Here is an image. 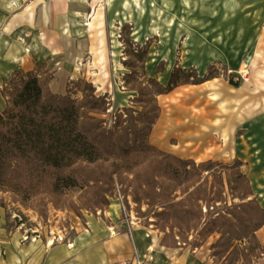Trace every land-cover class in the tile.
Returning a JSON list of instances; mask_svg holds the SVG:
<instances>
[{
    "label": "rangeland",
    "instance_id": "374dc122",
    "mask_svg": "<svg viewBox=\"0 0 264 264\" xmlns=\"http://www.w3.org/2000/svg\"><path fill=\"white\" fill-rule=\"evenodd\" d=\"M228 1L115 0L106 5V68L110 76L106 89L99 90L90 73L94 56L89 53L92 38L85 26L88 5L83 13H74L80 17L73 18L76 25L70 27L71 15L57 14L58 22L49 11L50 0H0V110L7 107L9 99L2 90L17 79L15 73L33 71L54 94L77 101L100 97L96 104L99 112L91 114L102 119L107 129L113 128L120 115L121 128L128 124L140 127L144 121L137 119V111H146L147 106L150 115H155L147 142L160 151L148 149L129 158L120 155L85 162V173L97 170L105 174L101 187L96 181L86 184L80 178L58 192L46 182L0 185V240L16 236L17 243H24L21 238L28 231L37 239L25 242L48 244L54 235H61L63 242L55 243L68 244L93 226L148 228L158 232L163 245L195 252L202 249L209 251L212 264H232L224 256L213 255L211 246L220 233L214 232L202 242L194 229L199 222L226 211L224 201H212L216 208H210L211 214L203 204L200 220L191 214L175 216L173 210L159 213L168 201L165 197L179 200L200 182L211 195L221 188L227 205L239 202L229 185L230 171L222 165L236 159L242 162L240 169L249 180L252 197L264 207V0H231L236 8L233 12L225 8ZM28 4V17L42 23L39 45L29 43L33 37L25 32L19 38L18 30L6 29L8 21ZM43 36L53 39L59 56L52 57L55 53L43 44ZM8 37L10 41L5 43ZM8 51L10 63L2 56ZM34 52L39 55L37 62L32 58ZM23 56L29 58L25 64ZM172 74L177 86L158 94V83L169 86ZM211 93H218V99L213 100ZM186 96L192 97L187 108L195 114L187 119L203 125L217 121L235 128L234 156L196 161L164 148L166 139L152 137L164 114H171L169 108ZM205 110L210 112L204 114ZM172 144H177V139L168 146ZM181 160L191 163L185 166ZM201 163L206 164L195 173L194 166ZM104 194L107 204L102 203ZM256 236L264 247V225ZM239 244L247 248L245 241ZM241 262L240 258L236 264ZM252 264H264V256Z\"/></svg>",
    "mask_w": 264,
    "mask_h": 264
},
{
    "label": "trees",
    "instance_id": "16d2710c",
    "mask_svg": "<svg viewBox=\"0 0 264 264\" xmlns=\"http://www.w3.org/2000/svg\"><path fill=\"white\" fill-rule=\"evenodd\" d=\"M15 77L17 79L13 84H7L2 90L9 99L7 107L0 110V185L46 182L54 192H58L80 178L86 184L96 181V185L101 187L105 174L97 170L85 173V162L120 155L129 158L148 149L159 151L147 142L155 123V115H150L151 110H147V106L146 111H137V119L144 121L140 127L128 124L121 128L123 122L120 115L113 128L107 129L103 127L102 119L91 114L99 112L96 104L100 97H86L77 101L68 95L54 94L45 80L33 71L26 74L18 71ZM158 85V94L173 90L177 86L174 74L169 86ZM155 107L158 109V106ZM181 162L185 166L191 163L189 160ZM206 163L213 164L211 161ZM206 163L194 166L193 171L198 172ZM222 165L230 171L229 185L237 193V196L233 193V198L238 197L239 202L227 205L221 188L211 195L212 192L208 193L203 182H200L195 184L192 191L187 190L179 200L170 195L165 197L168 201L164 202V210L159 213L173 210L175 216L191 214L200 220L203 204L211 214L210 208H216L212 201H224L226 211L207 222H199L194 229L202 237V242L214 232L220 233L211 246L214 256H224L232 264H236L240 258L241 264H252L264 256V247L256 236L264 225V207L252 197L249 180L240 169L242 162L236 159L231 164ZM102 203H108L106 194ZM241 241L247 243V248H242L239 244ZM162 244H165L163 240Z\"/></svg>",
    "mask_w": 264,
    "mask_h": 264
},
{
    "label": "crops",
    "instance_id": "0c3cea01",
    "mask_svg": "<svg viewBox=\"0 0 264 264\" xmlns=\"http://www.w3.org/2000/svg\"><path fill=\"white\" fill-rule=\"evenodd\" d=\"M84 1L63 0L54 6L50 3L49 11L54 12L56 16L71 15L68 21L71 27L76 25L72 23L73 18L78 20L80 17V15L74 16V13L81 14L86 10L87 6L82 4ZM90 2L91 0L88 3ZM230 5L225 6L227 12L236 9L234 5ZM29 8L30 4L20 9L17 15L8 21L6 29L18 30L19 38H23L22 32H25L33 37L28 39L29 43L39 45L42 23L28 17ZM60 19L58 17V22ZM51 22L52 20H49L48 28ZM62 27L65 28L64 25ZM8 38L5 43L10 41L11 37ZM59 53L52 54V57L59 56ZM2 56H7V62L10 63V51L4 52ZM36 56L39 55L34 52L32 58L37 62ZM114 235L118 240L111 244ZM15 237L7 241L0 240V264H212L209 251L203 252L200 249L195 252L188 247L175 248L163 245L158 232L148 228L133 227L131 230H118L93 226L91 230L78 234L70 244L50 245L39 240L17 243Z\"/></svg>",
    "mask_w": 264,
    "mask_h": 264
},
{
    "label": "bare ground",
    "instance_id": "6f19581e",
    "mask_svg": "<svg viewBox=\"0 0 264 264\" xmlns=\"http://www.w3.org/2000/svg\"><path fill=\"white\" fill-rule=\"evenodd\" d=\"M50 1L52 6H54L63 0ZM113 1L115 0H91L88 3L85 0L82 3L89 6L85 26L92 38L89 53L94 56L90 73L94 76L93 83L97 85L99 90L106 89L107 78L110 76L106 68V5H111ZM136 1L138 2V0ZM228 4H231L230 6L234 5L231 0L228 1ZM42 40L43 44L51 48L55 54L59 53V50L53 46V39L43 36ZM27 60H29L28 56H23L21 58L22 64H25ZM211 95L213 100L218 99V93H211ZM191 100L192 97L186 96L183 100L175 102L169 108L171 114H164L163 118L154 128L152 137L156 140L166 139L163 142L164 144H162L164 148H168L178 155L194 158L196 161L234 156L236 149L234 143L235 128L232 125H224V123L217 121H214L212 124L203 125L192 121V119H187V116L191 115L192 118L195 116L187 108V104ZM208 112L205 110L204 114ZM183 119L185 120L183 121ZM174 138L177 139V144H172L171 147L168 146ZM117 240V236L114 235L111 244ZM262 241L264 243V236L262 237ZM49 244L52 245L54 242L50 241Z\"/></svg>",
    "mask_w": 264,
    "mask_h": 264
},
{
    "label": "built area",
    "instance_id": "2783aa9c",
    "mask_svg": "<svg viewBox=\"0 0 264 264\" xmlns=\"http://www.w3.org/2000/svg\"><path fill=\"white\" fill-rule=\"evenodd\" d=\"M36 239H37V235L34 233H30L28 231L24 232L22 235V238H21L22 242H25L28 240H36ZM55 240L58 242H63L64 237L61 235H58V236L54 235V238L52 239V241L55 243ZM49 242H50V240H49ZM68 244H70V243H68Z\"/></svg>",
    "mask_w": 264,
    "mask_h": 264
}]
</instances>
